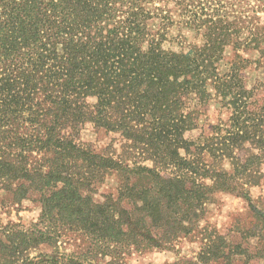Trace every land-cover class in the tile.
<instances>
[{"label": "trees", "instance_id": "16d2710c", "mask_svg": "<svg viewBox=\"0 0 264 264\" xmlns=\"http://www.w3.org/2000/svg\"><path fill=\"white\" fill-rule=\"evenodd\" d=\"M226 2L0 0V264H93L59 250L69 233L119 260L194 233L217 193L252 202L264 83L247 73L264 66V28ZM211 105L228 118L207 131ZM87 127L118 148L84 143ZM27 202L31 228L11 218Z\"/></svg>", "mask_w": 264, "mask_h": 264}, {"label": "rangeland", "instance_id": "374dc122", "mask_svg": "<svg viewBox=\"0 0 264 264\" xmlns=\"http://www.w3.org/2000/svg\"><path fill=\"white\" fill-rule=\"evenodd\" d=\"M228 1L235 5L236 10L240 11L242 8L248 15L256 12L258 21L264 28V0ZM221 2L227 3L226 0ZM172 32L174 36H178L177 30ZM191 39L190 37L189 40ZM247 76L250 85L264 83V66L258 72L247 73ZM227 118L225 110L211 105L202 114L200 127L210 131L211 124ZM196 134L198 137L201 130ZM113 139H117L114 145L118 148L116 135L97 132L91 127H87L82 134V141L91 144L98 152H105L113 145ZM110 188H113V179H109L100 191ZM250 196L252 202L232 194L217 193L208 203L205 216L194 233L180 236L170 244L154 247L146 252L137 251L133 247L122 250L119 260L101 253L98 247L93 246L91 238L81 233L64 235L57 246L61 252L86 256L93 264H264V182L250 188ZM98 199L103 200L101 197ZM40 213V206L27 202L19 214L16 215V211L12 210L11 218L21 222L24 228H31L38 223ZM209 237L222 238V253L218 258L208 253ZM110 248L113 249V245ZM41 250L52 249L42 247ZM37 254L38 251L33 255Z\"/></svg>", "mask_w": 264, "mask_h": 264}]
</instances>
